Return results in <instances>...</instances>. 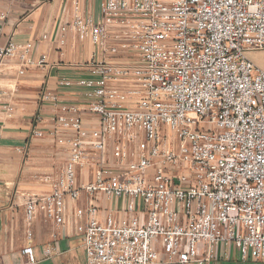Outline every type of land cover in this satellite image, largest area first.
Segmentation results:
<instances>
[{"label": "built area", "instance_id": "2783aa9c", "mask_svg": "<svg viewBox=\"0 0 264 264\" xmlns=\"http://www.w3.org/2000/svg\"><path fill=\"white\" fill-rule=\"evenodd\" d=\"M71 5L57 42L93 49L84 77L58 82L79 99L40 95L53 127L32 135L67 158L51 191L24 198L26 225L39 212L63 224L85 194L73 213L86 264L264 261V70L244 54L264 49V0H103L98 17ZM35 47L0 43V65L44 64ZM22 253L35 263L29 243Z\"/></svg>", "mask_w": 264, "mask_h": 264}, {"label": "crops", "instance_id": "0c3cea01", "mask_svg": "<svg viewBox=\"0 0 264 264\" xmlns=\"http://www.w3.org/2000/svg\"><path fill=\"white\" fill-rule=\"evenodd\" d=\"M72 0H0V43L12 39L16 43L34 41L32 57L36 61L46 55L41 65H24L5 60L0 65V264H28L22 249L32 246L33 264H86L82 239L75 229L73 209L87 205L82 194L77 201H66L65 221L56 225L38 213L27 226L23 201L27 195L51 191L67 158L64 145L45 134L32 135L34 129L53 127L54 107L43 102L40 95L49 91L62 100L81 97L58 84L63 78L84 77L77 64L93 49L88 41L76 40L66 33L65 44L57 42L58 27L71 16ZM83 14L98 17L103 0H80ZM46 35V38L43 36ZM249 58V57H248ZM251 60L264 70V67ZM22 71V72H20ZM83 176L82 181L90 179ZM97 205L115 208L119 198L106 199L98 193ZM31 231L27 240L25 232ZM47 248H52L49 255ZM213 264H264V261L243 262L238 253L228 260Z\"/></svg>", "mask_w": 264, "mask_h": 264}, {"label": "rangeland", "instance_id": "374dc122", "mask_svg": "<svg viewBox=\"0 0 264 264\" xmlns=\"http://www.w3.org/2000/svg\"><path fill=\"white\" fill-rule=\"evenodd\" d=\"M244 54L251 60L254 59L256 62L264 67V49L262 50H245ZM254 63V62H253Z\"/></svg>", "mask_w": 264, "mask_h": 264}]
</instances>
